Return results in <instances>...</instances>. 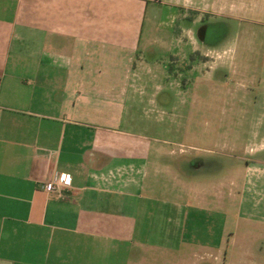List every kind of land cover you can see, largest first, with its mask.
Listing matches in <instances>:
<instances>
[{
    "label": "crops",
    "instance_id": "1",
    "mask_svg": "<svg viewBox=\"0 0 264 264\" xmlns=\"http://www.w3.org/2000/svg\"><path fill=\"white\" fill-rule=\"evenodd\" d=\"M160 1L0 0V264H160L152 249L173 255L162 264H203L225 242L226 264H264V178H245V240L226 223L199 239L214 233L208 200L235 201L236 179L221 195L218 169L199 179L195 146L167 156L129 129ZM56 173L72 184L47 192Z\"/></svg>",
    "mask_w": 264,
    "mask_h": 264
},
{
    "label": "rangeland",
    "instance_id": "2",
    "mask_svg": "<svg viewBox=\"0 0 264 264\" xmlns=\"http://www.w3.org/2000/svg\"><path fill=\"white\" fill-rule=\"evenodd\" d=\"M157 4L148 41L151 53L140 52L139 70L127 90L136 116L129 129L155 135V144L170 147L171 153H162L167 156L193 152L195 146L197 167L203 170L199 179L218 169L213 179H218L221 195L236 179L235 201L228 195L208 200L219 213H214V233L198 234L215 240L226 223L238 228V241L245 240L243 228L250 223L239 202L245 178H264V2L253 0L248 9L227 8L228 0ZM189 228H196L195 223L189 222ZM223 246L217 255L204 250L202 263L226 264V242ZM150 252L160 264L173 258L162 249Z\"/></svg>",
    "mask_w": 264,
    "mask_h": 264
},
{
    "label": "built area",
    "instance_id": "3",
    "mask_svg": "<svg viewBox=\"0 0 264 264\" xmlns=\"http://www.w3.org/2000/svg\"><path fill=\"white\" fill-rule=\"evenodd\" d=\"M72 184V176L69 173L58 174L56 173L53 179L44 185V189L47 192H61L63 187L71 186Z\"/></svg>",
    "mask_w": 264,
    "mask_h": 264
}]
</instances>
